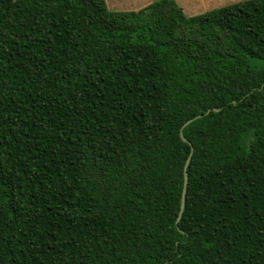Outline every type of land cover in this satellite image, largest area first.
<instances>
[{
    "label": "trees",
    "instance_id": "obj_1",
    "mask_svg": "<svg viewBox=\"0 0 264 264\" xmlns=\"http://www.w3.org/2000/svg\"><path fill=\"white\" fill-rule=\"evenodd\" d=\"M0 264H264V0H0Z\"/></svg>",
    "mask_w": 264,
    "mask_h": 264
},
{
    "label": "rangeland",
    "instance_id": "obj_2",
    "mask_svg": "<svg viewBox=\"0 0 264 264\" xmlns=\"http://www.w3.org/2000/svg\"><path fill=\"white\" fill-rule=\"evenodd\" d=\"M158 0H106L112 11H138ZM188 17L198 16L245 0H176Z\"/></svg>",
    "mask_w": 264,
    "mask_h": 264
},
{
    "label": "water",
    "instance_id": "obj_3",
    "mask_svg": "<svg viewBox=\"0 0 264 264\" xmlns=\"http://www.w3.org/2000/svg\"><path fill=\"white\" fill-rule=\"evenodd\" d=\"M220 109H214L215 112H218ZM209 112V111H208ZM203 115H199L193 119H190L189 121H187L185 123V125L183 126V128L187 125H189L191 122H193L194 120L198 119V118H201ZM181 137L183 139L184 142H188V140L185 138V136L183 135V133L181 132ZM193 151V149H192ZM191 158H192V154L190 155V157L188 158L187 162H186V165H185V168H184V187H183V192H182V201H181V209H180V213H179V217H178V220L177 222L180 221L181 219V216L184 212V208H185V201H186V193H187V188H188V166L190 164V161H191Z\"/></svg>",
    "mask_w": 264,
    "mask_h": 264
}]
</instances>
